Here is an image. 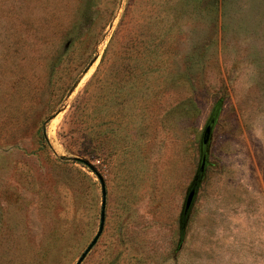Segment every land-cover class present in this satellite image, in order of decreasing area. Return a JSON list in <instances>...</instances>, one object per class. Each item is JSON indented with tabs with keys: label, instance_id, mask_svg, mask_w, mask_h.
I'll use <instances>...</instances> for the list:
<instances>
[{
	"label": "rangeland",
	"instance_id": "rangeland-1",
	"mask_svg": "<svg viewBox=\"0 0 264 264\" xmlns=\"http://www.w3.org/2000/svg\"><path fill=\"white\" fill-rule=\"evenodd\" d=\"M104 200L82 264H264V0H0V264H76Z\"/></svg>",
	"mask_w": 264,
	"mask_h": 264
},
{
	"label": "water",
	"instance_id": "water-1",
	"mask_svg": "<svg viewBox=\"0 0 264 264\" xmlns=\"http://www.w3.org/2000/svg\"><path fill=\"white\" fill-rule=\"evenodd\" d=\"M215 119H216V116L212 115V117L208 121V123H207V125L203 131L201 144H200V147H201L200 148L201 149L200 164H199L197 174H196V176H195V178H194V180H193V182H192V184L188 190L186 200H185V204H184V208H183V215H188L189 212L191 211L192 206L194 204L196 194H197V185H198V183H201L202 177L205 173V170L207 167V154H208L210 142L212 139L213 129L215 127ZM72 161L79 163V164H82L91 170H94L93 166L85 159H82L80 157H73ZM105 210H106V203L104 200L103 205H102L101 220H100V227H99L98 233L96 234V236L94 237L92 242L89 244V246L86 248V250L82 253V255L80 256V258L76 264H82L84 262V260L86 259V257L88 256V254L94 248V246L98 243V240L100 239V237L104 231Z\"/></svg>",
	"mask_w": 264,
	"mask_h": 264
},
{
	"label": "trees",
	"instance_id": "trees-1",
	"mask_svg": "<svg viewBox=\"0 0 264 264\" xmlns=\"http://www.w3.org/2000/svg\"><path fill=\"white\" fill-rule=\"evenodd\" d=\"M220 106H221V105L218 104V105L216 106V108H215L214 113L212 114V115H215V116H216V119H215V125H216V123H217V121H218V115H219L220 110H221V107H220ZM212 115H211V117H212ZM211 117H210V118H211ZM209 120H210V119H209ZM207 164H208V154H207ZM204 177H205V175H203V177H202V181H203ZM202 181H201V182H202ZM198 184L200 185V183H198ZM186 221H187V215H183V216H182V219H181L182 226H184V224H185ZM182 229H184V228H182Z\"/></svg>",
	"mask_w": 264,
	"mask_h": 264
}]
</instances>
